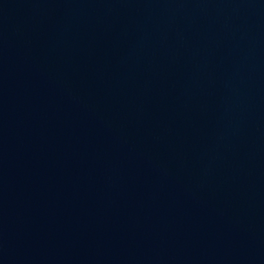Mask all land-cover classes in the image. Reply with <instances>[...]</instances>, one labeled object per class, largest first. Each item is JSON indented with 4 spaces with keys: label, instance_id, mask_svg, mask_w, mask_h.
Returning a JSON list of instances; mask_svg holds the SVG:
<instances>
[{
    "label": "water",
    "instance_id": "95a60500",
    "mask_svg": "<svg viewBox=\"0 0 264 264\" xmlns=\"http://www.w3.org/2000/svg\"><path fill=\"white\" fill-rule=\"evenodd\" d=\"M0 264H264V0H0Z\"/></svg>",
    "mask_w": 264,
    "mask_h": 264
}]
</instances>
